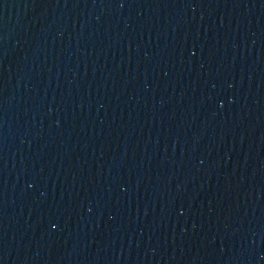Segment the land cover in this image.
<instances>
[{"label":"water","instance_id":"obj_1","mask_svg":"<svg viewBox=\"0 0 264 264\" xmlns=\"http://www.w3.org/2000/svg\"><path fill=\"white\" fill-rule=\"evenodd\" d=\"M0 264H264V0H0Z\"/></svg>","mask_w":264,"mask_h":264}]
</instances>
